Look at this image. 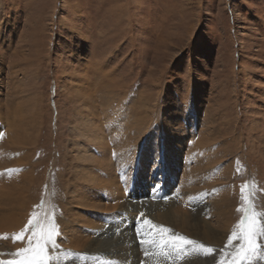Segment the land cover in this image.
<instances>
[{
  "label": "bare ground",
  "instance_id": "1",
  "mask_svg": "<svg viewBox=\"0 0 264 264\" xmlns=\"http://www.w3.org/2000/svg\"><path fill=\"white\" fill-rule=\"evenodd\" d=\"M15 55L9 62L0 55V255L23 258L16 253L29 246L31 233L15 238L31 219L38 225L33 231L53 232L48 264H218L219 248L235 229L236 203L234 187L220 197L221 179L208 168L217 153L205 136L212 133L204 128L200 135L198 119L180 120L184 114L169 104L156 114L148 101L129 99L130 86L115 77L116 68L85 52L77 67L62 72L55 96L66 104L69 117L62 120L69 124L59 148L55 137L50 149L38 72L25 71L26 57ZM261 204L257 264H264ZM173 234L197 244L172 249L161 243Z\"/></svg>",
  "mask_w": 264,
  "mask_h": 264
},
{
  "label": "rangeland",
  "instance_id": "2",
  "mask_svg": "<svg viewBox=\"0 0 264 264\" xmlns=\"http://www.w3.org/2000/svg\"><path fill=\"white\" fill-rule=\"evenodd\" d=\"M17 51L26 57L25 71L38 72L50 149L59 148L69 124L62 120L67 106L55 96L62 72L77 67L85 52L116 68L115 77L130 86L129 99L148 101L156 114L169 104L184 114L180 120L198 119L197 132L212 133L205 136L217 149L208 168L221 179L220 197L234 187V231L245 215L255 220L257 248L241 264H257L263 253L264 0H0V55L14 61ZM60 183L56 177L55 195ZM241 243L234 238L233 246L220 247L219 259L235 260ZM19 260L0 255V264Z\"/></svg>",
  "mask_w": 264,
  "mask_h": 264
},
{
  "label": "snow or ice",
  "instance_id": "3",
  "mask_svg": "<svg viewBox=\"0 0 264 264\" xmlns=\"http://www.w3.org/2000/svg\"><path fill=\"white\" fill-rule=\"evenodd\" d=\"M241 194L243 195V189L241 190ZM145 223H149V221H145ZM38 227V225H33L32 220L28 221V225L24 230L15 238L17 240H23L25 238V233H31L28 237L29 246L26 248L20 249L16 255L23 256V259L19 261H14L12 264H48L49 257L45 255V247L49 243H55L52 240L53 232L49 231L47 234L44 233L43 229L39 231H33V228ZM237 227L240 229L239 232L233 231L229 236L227 241V246H233V239H239L243 241L237 248V258L229 262V264H241V261L247 259L250 254H254L257 248L256 242L254 240L255 235V220L250 219L247 215H245ZM54 231V230H53ZM160 231L167 233L169 229L167 227H163ZM35 244V247H32V244ZM162 244L169 246L172 249H180L184 245H196L197 242L191 239H188L182 235H171L167 240H162ZM200 249H202L207 254H212L214 249L211 247H206L203 244L199 245ZM223 251V250H221ZM218 264H225V261L221 259Z\"/></svg>",
  "mask_w": 264,
  "mask_h": 264
}]
</instances>
